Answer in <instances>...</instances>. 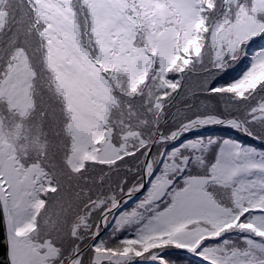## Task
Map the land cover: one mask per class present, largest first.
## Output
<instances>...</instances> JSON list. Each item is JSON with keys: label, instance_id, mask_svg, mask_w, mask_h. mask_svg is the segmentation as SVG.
Masks as SVG:
<instances>
[{"label": "snow or ice", "instance_id": "snow-or-ice-1", "mask_svg": "<svg viewBox=\"0 0 264 264\" xmlns=\"http://www.w3.org/2000/svg\"><path fill=\"white\" fill-rule=\"evenodd\" d=\"M264 0H0L7 264H264ZM179 250V251H177Z\"/></svg>", "mask_w": 264, "mask_h": 264}, {"label": "trees", "instance_id": "trees-1", "mask_svg": "<svg viewBox=\"0 0 264 264\" xmlns=\"http://www.w3.org/2000/svg\"><path fill=\"white\" fill-rule=\"evenodd\" d=\"M193 136H205V137H211V136H217V137H231L233 139H239L244 143L253 144L256 147L264 148V145L257 142V140H253L252 137L244 136L240 132H236L234 129L231 128H224L220 125H214L211 127H204V128H198L194 129L189 133H185V136L182 137L179 141H174L170 145V147H174L177 143H182L184 138L191 139ZM264 142V140H260ZM179 251V250H177Z\"/></svg>", "mask_w": 264, "mask_h": 264}, {"label": "water", "instance_id": "water-1", "mask_svg": "<svg viewBox=\"0 0 264 264\" xmlns=\"http://www.w3.org/2000/svg\"><path fill=\"white\" fill-rule=\"evenodd\" d=\"M0 264H7L6 262V240L2 221H0Z\"/></svg>", "mask_w": 264, "mask_h": 264}]
</instances>
